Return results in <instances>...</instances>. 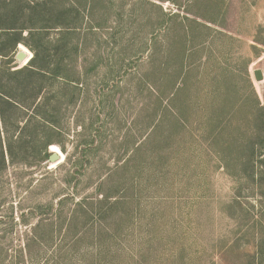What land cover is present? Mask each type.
Listing matches in <instances>:
<instances>
[{"label":"rangeland","instance_id":"obj_1","mask_svg":"<svg viewBox=\"0 0 264 264\" xmlns=\"http://www.w3.org/2000/svg\"><path fill=\"white\" fill-rule=\"evenodd\" d=\"M45 2L0 264H264V0Z\"/></svg>","mask_w":264,"mask_h":264},{"label":"trees","instance_id":"obj_2","mask_svg":"<svg viewBox=\"0 0 264 264\" xmlns=\"http://www.w3.org/2000/svg\"><path fill=\"white\" fill-rule=\"evenodd\" d=\"M41 3L45 4L46 2L45 0H0V169L5 166V149L12 161L17 158L12 148L17 146L21 152L24 148L22 128L19 123L14 121L13 130L7 129L5 117L9 107L17 111L22 108V105L14 99L16 97L10 91L4 89V86H9V90H14L13 94H16L18 89L28 86L32 78L38 77L39 73L43 74L46 71L44 66L40 65L39 54L36 47L33 46L36 37L48 27H52L46 23H34L35 9ZM20 44L28 47L33 56L25 65L18 67L15 54ZM212 92L214 98H218L221 93H224L217 90ZM47 136L44 137L45 141L42 146L43 156L46 157L49 156V153H47V145L49 144ZM256 144L251 143V146L254 147ZM240 145H243V143ZM253 155L254 152L249 157L251 161ZM238 157L240 156L238 155ZM134 191L132 186V194L129 199L121 197L112 204L120 206L133 203L135 199ZM125 215L128 216V212Z\"/></svg>","mask_w":264,"mask_h":264},{"label":"water","instance_id":"obj_3","mask_svg":"<svg viewBox=\"0 0 264 264\" xmlns=\"http://www.w3.org/2000/svg\"><path fill=\"white\" fill-rule=\"evenodd\" d=\"M27 53L24 50H19L15 54V59L19 62H23L24 59L26 58ZM254 77L256 81H261L263 80V72L261 69L257 68L254 70ZM59 160V155L56 152H52L49 154L47 161L48 162H56Z\"/></svg>","mask_w":264,"mask_h":264},{"label":"bare ground","instance_id":"obj_4","mask_svg":"<svg viewBox=\"0 0 264 264\" xmlns=\"http://www.w3.org/2000/svg\"><path fill=\"white\" fill-rule=\"evenodd\" d=\"M55 148V147H54Z\"/></svg>","mask_w":264,"mask_h":264}]
</instances>
